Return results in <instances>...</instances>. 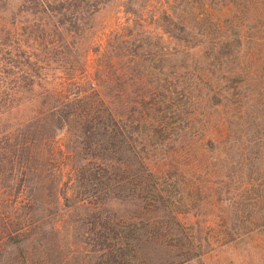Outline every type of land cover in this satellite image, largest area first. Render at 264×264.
Wrapping results in <instances>:
<instances>
[{
	"label": "rangeland",
	"instance_id": "rangeland-1",
	"mask_svg": "<svg viewBox=\"0 0 264 264\" xmlns=\"http://www.w3.org/2000/svg\"><path fill=\"white\" fill-rule=\"evenodd\" d=\"M191 1L133 0L137 14L130 16L124 12L128 0H64L47 9L37 0H0V217H8L3 224L13 235L31 240L8 264L118 260L98 256L93 214L72 196L78 185L74 163L97 152L86 145L80 150L74 128L58 130V116L51 112L74 86L86 93L97 88L100 75L95 74L102 75L99 67L108 53L120 66L132 54L142 61L135 71L139 80L128 71L121 81L126 109L117 113L125 115L135 141L129 138L134 144L122 157L127 171L116 179L124 184L112 191L124 205L110 216L125 218L120 225L133 240L139 235L142 243H163L166 254L146 252L150 264H169L184 251L201 255L191 264H264V0H201L209 2L196 1L194 7ZM174 8L193 20L194 41L163 34V27L173 29L164 17ZM221 37L234 42L211 59L207 47ZM182 53L205 61L195 66ZM112 72L105 69L104 77L116 82ZM196 80L210 94L225 92L228 101L223 110L232 118L233 143L225 144L232 145V160L219 174L203 163L214 158L212 150L197 147L199 137H192L203 129L202 118L178 106L182 98L177 96L189 98L187 85ZM160 81L175 93L166 99L170 108L161 105L164 111L153 104L163 96ZM108 87L104 94L118 95ZM144 143L152 145L155 156L143 152ZM140 159L155 168L153 178L133 173ZM230 197L231 206L225 202ZM148 225L158 231L146 235ZM229 229L234 234L227 235ZM5 234L0 223V240ZM124 258L117 263L126 264ZM141 259L146 260L144 254L132 264L144 263Z\"/></svg>",
	"mask_w": 264,
	"mask_h": 264
},
{
	"label": "trees",
	"instance_id": "trees-1",
	"mask_svg": "<svg viewBox=\"0 0 264 264\" xmlns=\"http://www.w3.org/2000/svg\"><path fill=\"white\" fill-rule=\"evenodd\" d=\"M37 1L42 5H46L47 9V6H50L51 3L64 0ZM131 1L133 0H128V5L124 12L127 15L134 16L137 14V11L132 8ZM196 1L200 2L201 0ZM196 1H191L192 7H194ZM208 2L209 1H201V5L204 6V4ZM189 12L193 13L195 10L192 8ZM209 16L211 17L210 14H206L208 18L206 21L212 24V20H209ZM188 17L190 16L174 8L170 15H165L164 17L166 23L171 24L173 29L169 31V27H166V29L163 27V29H161L163 34L169 35V37H172V39L178 42H188L186 38L194 41L195 37L190 36L193 20L188 19ZM230 42H234L233 37H221L217 39L215 46H208L210 58L217 59L218 54L222 55L219 51H222V49L226 47L227 50H229L228 46ZM139 56L140 55L136 54L130 55L128 57L129 60L123 61V64L120 66L116 64L115 61L111 60V56L108 53L107 60L99 67H102V75L97 71L95 74V76L97 74L100 75L98 76L97 88H91L90 90H92V92L86 93L88 91L84 92L80 85L74 86L70 94L66 98L60 100L57 107L54 105L51 107L52 114H57L58 116L59 121L58 123L56 122L57 125L59 124L58 130H64L65 126L73 127L76 134L75 140L80 145L79 149L81 150L82 147L86 145L89 150L94 148V151L97 152L96 156H91L89 159L79 158V160L74 163L78 185L72 196L76 198L77 206H81L84 210H89L93 214L91 215L93 216L91 222L93 224L95 242L98 245V252H101L98 256L100 258H112V260L117 258V261L125 257L126 264H132L133 259L137 258L139 254H144V258L146 257V260L141 259L144 260V263L141 264H150V261L153 263V259L150 258L149 254V257L146 254V252L150 250L151 252H155L162 249L163 253L166 254L163 243L160 244L149 240L148 242H143V244L140 242L141 239L139 235L133 240L129 235V229L120 225L125 218L115 219L113 215L110 216L112 209L116 206L121 207L124 205V201L121 197L116 195L112 196V191L115 188L120 190L119 186L115 184H124L123 181H116V179L118 176L123 177L124 174H126L127 165L122 157L128 152V149L132 147V144H134L130 141V131H128L127 128L126 119L124 118L125 115L120 116L117 113L123 108L126 109L124 107L125 98L121 96V81L128 71L132 75V80H139V76L135 73L138 67L140 69L142 62L140 59L141 56ZM173 57L174 55L171 56V60ZM182 59L191 62L195 66H199L201 61H205L203 56H194L189 53H182ZM165 60V57L164 59L161 58L160 62L163 64ZM105 69L108 73L113 71L111 73L113 76H118L119 79L116 80L117 83L111 78L104 77ZM159 84L163 96L161 101L153 104L156 108L158 107L157 109H163L164 111L161 105L167 103V98L172 99L175 93L169 91L163 81H160ZM204 85V83L198 82L197 80L192 84H188V93L191 96L189 98L177 96L178 99L182 98L179 102L181 105L178 106L182 108L188 106L194 118L197 116L202 118L203 129L197 130L200 131L199 134L196 133L197 131H194L192 137L198 135L199 138L196 137L200 140V143L197 147L204 149L206 146H209L212 150L211 152H213L214 158L209 157V160H205L203 163H205V167L209 170L218 168L215 169V172L219 174L225 170V165H227V163L229 164L230 160H232V155H230L232 145L230 144L227 146L225 143H233V139H231L230 135L233 122L232 118L229 120L230 115L224 111L225 108H229L227 104L228 101L223 96L225 92L219 95V93H217L219 90L215 89L213 90V94H210V90L202 89ZM108 86L117 90L118 95L113 96L111 94H104L103 92L109 88ZM123 88L125 90V84ZM184 100L187 103L184 104ZM167 104L166 109L172 106V104ZM178 106L175 107L176 110L181 111L182 109ZM204 107L209 108L203 111ZM223 112H225V114H223ZM135 129L138 130V126L135 127ZM220 129H223V132L222 130L220 131ZM134 134V136L137 135L136 132H134ZM131 140L135 141V138ZM148 145L149 143H144L142 145L143 149H141L143 152L148 149L149 153L155 156L156 150L151 148L152 145H149L150 147ZM137 147H139V144L135 145V148ZM201 152L205 154L204 150H201ZM204 154H201L199 158H207ZM114 155L118 157H113ZM215 162L216 164H214ZM154 171H156L155 168L148 163L147 159H140L133 173L138 175V177L143 175L153 178ZM227 194V197L231 196L229 192ZM61 198L64 203L69 200L66 198V195H61ZM232 200L233 198L230 197L225 199V202H230L231 206ZM4 216L5 215L0 217V223L2 224L3 230L6 231L5 237H1L0 240V264H8L12 253L21 252L24 247L31 243L29 239H20V235L18 234L13 235V233L8 230V224H3L5 221L3 218H8ZM165 230L169 232L170 228L167 227ZM139 231L140 228L137 229V232ZM155 231H158L157 227H152L151 225L145 228L146 235H152ZM228 234H234L233 229H229L227 235ZM143 250L144 253H142ZM200 257L201 255H196V253L191 254L188 251H184L182 254H175L172 257L173 262L169 264H191L194 263V261L200 260ZM128 258L132 259L130 260ZM170 258L168 260H171ZM117 261H115V264H118Z\"/></svg>",
	"mask_w": 264,
	"mask_h": 264
}]
</instances>
